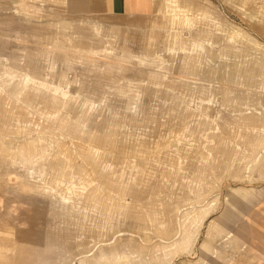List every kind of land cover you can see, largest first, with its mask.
Here are the masks:
<instances>
[{
	"label": "crops",
	"instance_id": "0c3cea01",
	"mask_svg": "<svg viewBox=\"0 0 264 264\" xmlns=\"http://www.w3.org/2000/svg\"><path fill=\"white\" fill-rule=\"evenodd\" d=\"M20 1L24 4L19 5V8L27 9L29 7L27 0ZM223 1L229 6L236 7L238 10L237 20L240 19L253 32L264 36V0ZM55 11L44 17H35V20H40V22L33 20L34 18L32 19L30 15L19 13L17 18L22 20L21 22L16 24L1 23L3 28H7L6 32L15 39L31 44L17 47L21 52L33 55L38 51V46L50 47L49 53L57 62V68L54 67L50 70L43 62L25 64L23 57L18 54L7 57L8 63L4 66V70L8 74L15 71L14 76L17 78L14 85L9 81L14 77L13 75L5 77L8 82L0 79V95L7 99V105L10 106L7 116L0 115V132L18 133L20 131L16 129L18 127L31 129L32 124L46 125L41 124L44 122L42 118L44 112L46 113V111L43 112L42 106H49V101L46 99V103L42 104L41 101L44 102L43 94L36 88H31L29 78L32 76H35V80L55 83L58 88L65 91L67 96L71 97V108L74 104L78 108L75 116H73L74 112L69 110L70 106L58 114L60 116L56 118V121L60 124L66 123L67 126L63 129L64 131L56 130L57 134L49 135L54 139L60 137L61 134H67V138H69V131H71L69 125L71 126L72 123L77 124L76 131L79 129L82 121L85 122L84 109L87 105H93L92 102L109 105L112 99H125L127 94L134 92L136 84H141L140 99L135 101L130 95L127 96L128 99L122 100L121 110L116 112V117L120 116L119 114L124 110L123 119L117 120L116 123H118L112 124L113 126L105 132L109 140L115 139L118 144L119 142L124 143L121 147L115 146V153L119 150L118 153L121 155L117 154L116 156H127L130 163L122 165L118 162L119 168L114 171L121 172V179L117 182L118 187L127 188L131 194L117 193V191L109 194L112 206L108 210V214H102L100 211L96 218H113V214L116 212L115 203L126 202L128 201L127 197L138 199L134 203L141 208H149L147 215L144 214V209L139 210V217L152 220H148V223L144 225L147 230L139 239L152 241L151 245L160 251L159 253L145 254V250L142 248L144 244L138 243L139 239L132 240L129 236L122 238L121 243L115 247L126 252H133L132 250L138 252L137 255L132 256L131 260H126V264H172L177 255L191 253L192 245L203 221L218 205L215 201L207 203V200L201 198L196 202L192 201V204L191 202L187 204L182 202L175 207L168 208L162 201L161 205L149 204L147 197L150 195H171L176 188H178L179 196L187 195V193L205 195L210 187H218L219 181L222 179H241L240 170L237 167L240 160L238 149L249 143L251 138L242 134L239 127L253 128L250 126H253L252 124L256 123L258 119L259 127L264 129V44L258 43L254 36L245 35L242 29H238L230 23L228 24L229 28L225 30V37H220L217 35V28L214 25L201 21L205 15L213 16V12H204L194 0H64L63 7ZM156 11L158 15L153 21L141 19L133 27L127 25L126 21L116 20L114 22V20H107L106 17V15L119 14L141 17ZM83 12L100 13L101 15L76 14ZM158 17L159 21H157ZM91 29L94 34L103 38L104 46H99L96 39H89ZM150 29L155 31L154 39L150 40L155 41L156 46L147 48ZM184 30H190V36L185 37ZM114 34L119 36L116 41L113 39ZM58 43L70 46L73 51L66 50L61 53L56 47ZM4 49L12 50L13 48L10 45L8 47V45L0 44V52ZM83 50H87L90 54L82 55ZM134 50L137 54L131 52ZM119 52L125 57L120 56ZM145 52H157L156 59L149 60L144 56ZM174 54L179 56L178 62L175 63V67L181 70L178 73H183L182 70L189 67L208 68L205 71H194V73L188 74L194 78L187 79L185 83L217 82L242 87L249 91L262 92L254 94L249 92L246 99L241 102L242 109L236 108V103L234 107L230 103L225 104L221 109L211 105L208 110L205 109L206 114L203 116H192L193 123L204 124L203 132L196 135L194 131H177L173 136L167 137V142L159 143L164 140L163 135H165L162 128V124L165 122L163 112L161 113L162 119L160 118L163 123L158 125L159 131L150 129L151 132L147 128L143 130L144 127L141 126L140 122L145 116L142 113L138 115L133 112L137 111L139 107L163 108L169 106L170 102H164L163 98L166 91L173 94V101L179 105L183 106L185 103H189V101L186 102V99H179V97H182L181 94L185 96L190 94H185L182 86L175 87L171 92L169 87L173 81L164 79L158 72H147L148 77L143 79L144 69L152 70L159 66H165L166 63L172 66ZM94 57H105L113 61H96L93 59ZM147 74L145 73V75ZM198 75L204 79L197 80ZM154 76L162 77L164 84L154 86L152 83ZM26 83L29 86L27 88L32 90L28 96V104L24 102V99H20ZM94 83L95 86H93ZM105 95L109 99H106ZM31 96H35L36 102L29 100ZM88 99H90V103H87ZM146 99L150 100V105L146 104ZM38 100L41 108H38ZM106 100L108 103L105 102ZM26 111H28L27 118L23 115ZM47 116L49 121L53 120L52 115L47 113ZM208 117L217 120L216 122H221L223 126L219 127L216 123L209 124ZM15 118L19 119V123L14 121ZM45 122L47 121L45 120ZM93 122L101 123L99 117H95ZM92 123L88 129L89 134H95L90 131ZM120 124L122 125L120 126ZM61 125L63 126V124ZM152 133H156V135ZM159 133L162 134V138L158 141L153 140L154 137L159 136ZM89 134L86 140L91 136ZM40 136L46 135L36 134L34 137ZM97 136L101 138V136ZM196 147L200 150H197ZM87 153L94 155L90 150ZM155 155L157 156L156 160L154 159ZM159 164L172 167L179 164V168L193 171V182L189 186L185 184L181 186L179 174L175 175L171 169L162 170L158 167ZM250 169V175L246 178L249 179L248 182L252 183V174L256 169L264 178V156L259 161V165L253 163ZM155 177H161L162 182H156ZM135 188H137L136 191L132 193ZM114 195L117 196L116 200L113 199ZM228 197L224 205L225 208H222V214L210 222L196 260L183 264H237L234 256L245 254L242 249L246 253L247 250L252 251V264H264V225L262 227L264 224V188L262 189L261 184H259V192L257 189L253 190V187L251 189L239 188L229 191ZM177 210L178 214H174ZM8 215L12 216L9 213ZM29 215L32 216L30 212ZM64 216L62 215L60 218H64ZM26 217L25 214V219ZM4 219L6 220V218ZM154 219H156L155 224L152 225ZM4 222L0 223V234H3L5 239L4 248H0L4 250L3 256L0 257L7 259L10 255L12 258L18 257L22 247L20 238L13 234L19 236L16 233L18 230L25 232L28 228H18L13 223ZM142 224H144L143 221L139 225ZM215 234L216 238L214 239L212 235ZM7 235H11L13 238L7 237ZM108 236L111 237L109 229ZM257 240L259 241L258 245ZM16 241L17 243H15ZM229 243L231 245H227ZM14 244H19V246ZM226 247H230V250Z\"/></svg>",
	"mask_w": 264,
	"mask_h": 264
},
{
	"label": "rangeland",
	"instance_id": "374dc122",
	"mask_svg": "<svg viewBox=\"0 0 264 264\" xmlns=\"http://www.w3.org/2000/svg\"><path fill=\"white\" fill-rule=\"evenodd\" d=\"M63 1L64 0H27L26 2L29 7L27 9H21L18 6L24 3L20 0H0V44L8 45V47L10 45V47L13 48L12 50L4 49L0 52V79L8 82L5 77H12V75H15V71L12 72V74H8L6 70H4V66L8 63L7 57H12L14 54L22 56L24 59L23 63L25 64L28 62H43L46 68L50 70L54 67L55 69L57 68V62H55V59L49 53L50 47L38 46V51L33 53V55H29L28 52H21L17 47L31 44L23 40L15 39L6 32L7 28H3L1 23L9 22L11 24H16L21 22L22 20L17 18L19 13L30 15L32 19L34 18L33 20H35V17H44L46 14L61 9L63 7ZM194 1H197L204 12H213V16L208 17L205 15L201 18V21L214 25V27L217 28V35L220 37H225V30L229 28L228 24L230 23L236 28L242 29L245 35L254 36L258 43L264 44L263 35L253 32L243 21L236 19L238 18V10L236 7L229 6L223 0ZM108 13L119 14L112 12ZM76 14L101 15L100 13L93 12ZM157 15L156 11L150 15L141 17L122 14L106 15V17L107 20H114V22L116 20L126 21L127 25L133 27L137 25L141 19L153 21ZM35 21L40 22V20L37 19ZM157 21H159V17ZM42 22L44 21L42 20ZM86 22L92 23L91 21ZM183 32L185 37L190 36V30H184ZM155 35V31L150 29L147 48L153 45L156 46V43H154L155 41L150 40L154 39ZM118 37L117 34L113 35L115 41ZM131 52L137 54L136 50ZM156 55L157 52L144 53V56L149 58V60H155ZM173 56L172 66L166 63L165 66H159L152 70L144 69L143 79L148 77L147 72H158L164 79L173 81L169 87L171 92L175 87L182 86L185 94H190L189 96L181 94L182 97H179V99L184 98L186 102L189 101L190 104L192 103L190 105L184 102L185 104L183 106L180 105L178 109L181 116L184 113H186L185 117L187 116V126L186 129L183 130L185 132H193V128L199 130V133L203 132L204 124L193 123L192 116H203L206 114L205 109L208 110L211 105L221 109L225 104L228 105L230 103L234 107L236 103V108L242 109L241 102L246 99L245 97H247L249 92L253 94L262 92L249 91L242 87L225 85L217 82L185 83L187 79L194 78L188 74L194 73V71H205L208 70V68L189 67L182 70L183 73H178V71L181 70L175 67V63L178 62L179 56L175 54ZM93 59L96 61H113L105 57H94ZM194 60H196V58H194ZM145 73L147 75H145ZM198 76V78L196 77L197 80L200 78L204 79L202 76ZM16 78L17 77L14 76L12 79H9L12 85H14ZM93 86H95V83ZM135 86L137 87L134 92L132 94H127V96L131 95V98L138 101L140 95H142L141 84H136ZM75 92H77V89H75ZM105 96L106 99H109L107 95ZM127 96H125V99H128ZM34 98L35 96L30 97L32 102L35 101ZM125 99H112L109 104L110 106L104 105L105 103L102 102H92L93 105H87L84 109L85 122L82 121L83 125L79 126L77 131L76 123H72L71 126L69 125L71 129V131H69V138H67V134H61L60 137L55 139L49 137V135L57 134L56 130L61 132L64 131L63 129L67 126L65 125L66 123H61L63 124L62 126L60 122L58 123L55 120L56 117L58 118L60 116H58V114L64 109L53 111L49 106H42L43 112L46 111V113L44 112V117L42 118L45 119L41 124L46 125L42 126L39 125V123L38 125L32 124L31 129L18 127L16 128L20 130L18 133L12 131H7L5 133L0 132V223L6 221L13 223L18 228H28L25 232L23 230H18L16 233L19 236L13 234L15 237L20 238L22 249L19 252V258H12V255H10L8 259L0 257V264H111L113 263L111 257L108 262L101 259L103 250L109 254L110 250H115V246L121 243L123 240L122 238L129 236L132 240L139 239L147 230V227L144 225L148 223V220H152L149 218H140L139 210L144 209V214L147 215L149 208H141L138 206L134 203L138 201V199L136 200L133 197H127L128 201L126 202L118 201L115 203L116 212H114L113 218H96L100 211L102 214H108V210H110L112 206L109 201V194L116 191L117 193L131 194L130 190L127 188L118 187L117 182L121 179V172L114 171L116 168H119L117 163L118 159L122 158L123 161L126 160L123 164L127 162L130 163V160H127V156H116L117 154H121L118 153L120 152L119 150L115 153V146L121 147L124 143L119 142L118 144L115 139L109 140L104 131L101 132V138H98L96 134H89L88 129L92 121L95 120V117H99V121L102 122L103 130L105 131L110 129L114 123L117 124V120L121 121L125 114L124 110L119 114L121 117H116V112L121 110L120 106H122V100ZM89 100L90 99H88L87 103H90ZM105 102L108 103V100ZM180 102L182 103L183 101ZM7 103V99L0 95V115L7 116L9 113L7 111L10 109V106H8ZM150 103V100L146 99V104L150 105ZM39 107L41 108L40 103H38V108ZM133 109L135 110L136 108L134 107ZM164 109L166 110V107H139V111L137 110L133 113L138 115L142 113L145 116L142 122H140L142 128L144 127L143 130L147 128L149 131L150 129L159 131L158 125L163 123L161 120V113L165 111ZM130 110H132V108H130ZM47 113L53 116L52 121H49ZM45 120L47 122H45ZM14 121L19 123L18 118H15ZM207 121L209 124L216 123L219 127L223 126L221 122H216L217 120L211 117H208ZM121 125L122 124H120V126ZM252 125L253 126L250 127L253 128L239 127L242 134L250 136L252 139H250L249 143H246L245 146L238 149L240 160L237 163V167L240 170V180L222 179L219 181L220 184L218 187H210L205 195L187 193V195L179 196L177 193L178 188H176L171 195H150L147 197V201L150 202L149 204L161 205L163 202L168 208L170 206L175 207L182 202L186 204L191 202L192 204L201 198L207 200V203L215 201L218 205L203 221L202 227L192 245L191 253H181L177 255L172 264H183L196 260L201 244L208 232V226L214 218L222 214V208H225L224 205L227 198H229V191L239 188L251 189V187H253V190L257 189V192H259V184H261L262 189L264 188V178L259 170L256 169L253 172L252 183L248 182L249 179H246L250 175L252 164L259 165V161L264 156V129L259 127L258 119L256 123ZM45 126L47 127L45 128ZM36 134L46 136L34 137ZM88 134L91 136L86 140ZM152 134L156 135V133ZM167 135L168 133H165V135H163L164 140H161L159 143L167 142ZM161 138L162 134L159 133V136L154 137L153 140L158 141ZM89 150L92 151V154L97 156L96 160H91L89 158V154L87 153ZM106 156L112 158L113 162L106 164L102 159ZM176 166L172 167L159 164L158 167L162 170L171 169L175 175L179 174L181 186L184 184L186 186L191 185L194 172L187 168H179V164L177 167ZM155 181L161 183L162 179L161 177H155ZM113 199L116 200L117 196L114 195ZM29 212L36 218H29L32 217L29 215ZM8 213L12 216H9ZM25 214L27 215L26 219ZM174 214H178V210ZM62 215H65L64 218H60ZM4 218H6V220ZM81 220H83V222ZM155 220L156 219H154L152 225L155 224ZM141 221H143L144 224L139 225ZM263 225L264 224H262V227ZM257 226L259 228V224ZM108 229L111 237L108 236ZM33 232H35V234H32ZM3 236V234H0V248H4L5 246V239ZM7 237L13 238L11 235H7ZM212 237L215 239L216 234L212 235ZM151 242L150 240L146 241L142 239L138 241V243L144 244L142 248L145 250V254L159 253L160 250L152 246ZM256 242L258 245L259 241L257 240ZM15 243H17V241ZM14 245L19 246V244ZM227 245L231 244L229 243ZM226 248L230 250V247ZM3 251V249H0V256H3ZM242 252H245V254L241 253L238 256H234L236 263L252 264V251L247 250L246 253V251L242 249ZM137 253L138 252H136V255ZM123 262L124 261H119V264H124Z\"/></svg>",
	"mask_w": 264,
	"mask_h": 264
},
{
	"label": "bare ground",
	"instance_id": "6f19581e",
	"mask_svg": "<svg viewBox=\"0 0 264 264\" xmlns=\"http://www.w3.org/2000/svg\"><path fill=\"white\" fill-rule=\"evenodd\" d=\"M64 25V24H63ZM69 29V27H68ZM89 36L91 40L93 39H96V41L99 43V46H104L105 45V41L103 40V38L99 37L98 35L94 34L93 33V30L91 29L89 31ZM88 39V40H89ZM58 51H60L61 53L62 52H66V50H69L70 52L73 51L70 46H66L65 44H60L58 43L56 45ZM109 50V49H108ZM111 50V48H110ZM114 50V49H113ZM202 51V50H201ZM82 52V51H81ZM81 54V53H80ZM89 55L90 53L87 52V50H83V53L82 55ZM120 56H124V54L120 53ZM118 54V55H119ZM65 55V54H64ZM67 56V55H66ZM231 62V61H230ZM149 63V62H148ZM233 63V61H232ZM148 66H151L150 64H147ZM147 66V67H148ZM235 66V65H234ZM218 71V70H217ZM154 75H156L154 73ZM202 75V74H201ZM150 78V77H149ZM27 79V78H26ZM30 81L29 83H31V88H36L37 90H39L41 92V94H43V100L44 102L42 101V104H45L46 103V99L49 101V108L53 111H59L60 109H68V107L70 106L69 110L71 109L73 112H74V115L75 116L78 112V108H76V105L74 104L71 108V97L67 96L65 91L61 90L60 88H58L55 83L53 82H48V81H40V80H35V76L32 78L30 77L29 78ZM211 79V78H210ZM195 82H196V79H194ZM200 81V80H199ZM149 82V80H148ZM151 82V81H150ZM198 82V81H197ZM6 83V82H5ZM28 83V82H27ZM26 83V86L25 88H23V93L22 95L20 96V99H24V102L26 104H28V96L29 94L31 93L28 86V84ZM152 83L154 84V86H158V85H163L164 84V80L162 77L160 76H154L152 78ZM192 83V82H191ZM166 85H169V84H166ZM12 86V85H11ZM13 93V92H12ZM17 96V95H16ZM141 96V95H140ZM14 97V96H13ZM11 98V97H10ZM164 102H167L169 101L170 104L169 106H166V110L162 113L163 117L165 118V122L162 124V128L164 130L165 133H168L167 136H173V134H175L177 131H182V130H185L186 129V126H187V120H186V113H184L182 116L180 115L179 113V104L176 103L174 100V97H173V94L170 93V92H167L165 93L164 95ZM12 99V98H11ZM140 99V98H139ZM19 100V99H18ZM31 100V99H30ZM146 101V100H145ZM40 101H38L39 103ZM141 102V101H140ZM139 103V102H138ZM20 107V106H19ZM138 107V106H137ZM22 108V107H21ZM31 108V107H30ZM156 108V107H155ZM154 109V108H153ZM25 110V109H24ZM150 110V109H149ZM35 111V110H34ZM49 112V111H47ZM63 112V111H62ZM149 112V111H148ZM37 113V111H36ZM139 113V112H138ZM38 114V113H37ZM134 114V113H133ZM136 114V113H135ZM23 115L27 118L28 117V111L24 112ZM67 116V115H66ZM189 116V115H188ZM21 118V116H19ZM23 117V116H22ZM57 118V117H56ZM88 118V117H87ZM45 119V118H44ZM60 119V118H59ZM80 119V118H79ZM56 120V119H55ZM80 122V121H79ZM85 124V123H84ZM83 125V124H81ZM107 129V128H106ZM109 130V129H108ZM108 130H103V126H102V122L101 123H92L91 125V133H95L99 136H101V132L104 131L107 132ZM129 130V129H128ZM194 133H196V135H198L199 133V130H197L196 128H193ZM130 136V135H129ZM23 137V136H22ZM133 137V136H132ZM88 140V139H87ZM202 144V143H201ZM201 146V145H200ZM202 147V146H201ZM197 149V147H196ZM197 150H200L199 148ZM198 152V151H196ZM195 152V153H196ZM200 152V151H199ZM198 154V153H197ZM89 158L91 160H96L97 156L95 155H89ZM103 161L108 164V163H111L113 162L112 158H108V156H106L105 158H102ZM154 159L156 160L157 159V156H154ZM120 159H118L117 163H121L123 165L124 161L126 162V160L122 161ZM93 162V161H92ZM115 162V161H114ZM158 162V161H157ZM6 163V162H5ZM94 163V162H93ZM90 164V163H89ZM94 165V164H93ZM13 166V165H12ZM59 166V165H58ZM141 166V165H140ZM153 166V165H152ZM9 167V166H8ZM61 168V167H60ZM5 171V170H4ZM18 173V172H17ZM47 173V172H46ZM29 174V173H27ZM28 176V175H27ZM31 176V175H30ZM8 177V176H7ZM36 177V176H34ZM137 180H138V177H137ZM108 186V185H107ZM106 186V187H107ZM118 188V187H117ZM48 189V188H47ZM137 188L134 189V191H132V193H134L136 191ZM29 190V189H28ZM35 192V191H34ZM36 193V192H35ZM48 194V193H47ZM27 195V193H26ZM79 197V196H78ZM83 198V197H82ZM60 201V200H58ZM81 202V201H80ZM87 203V202H86ZM96 205V204H95ZM105 205V204H104ZM88 206V205H87ZM92 208V207H91ZM157 208V207H156ZM154 208V209H156ZM156 211V210H155ZM159 211V210H158ZM160 213V212H159ZM106 214V213H105ZM158 216V215H157ZM87 220V218H86ZM79 221V220H78ZM83 222V220H81ZM98 221V220H97ZM87 224V222H86ZM96 225V224H95ZM78 226V225H77ZM86 226V225H85ZM84 228V226H83ZM133 252H126V251H123L121 248H115V250H110V253L108 254L105 250L102 251L101 253V259L102 260H105L108 262V260L111 259L113 260V263L111 264H119V261H124L123 263L126 264V260H130V258H132L133 255H136V252L135 250H132Z\"/></svg>",
	"mask_w": 264,
	"mask_h": 264
}]
</instances>
